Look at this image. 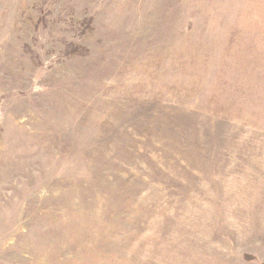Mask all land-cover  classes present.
<instances>
[{
	"label": "rangeland",
	"instance_id": "obj_1",
	"mask_svg": "<svg viewBox=\"0 0 264 264\" xmlns=\"http://www.w3.org/2000/svg\"><path fill=\"white\" fill-rule=\"evenodd\" d=\"M0 264H264V0H0Z\"/></svg>",
	"mask_w": 264,
	"mask_h": 264
}]
</instances>
